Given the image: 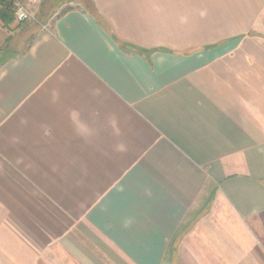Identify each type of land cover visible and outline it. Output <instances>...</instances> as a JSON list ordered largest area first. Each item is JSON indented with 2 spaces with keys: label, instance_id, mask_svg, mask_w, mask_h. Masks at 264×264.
Segmentation results:
<instances>
[{
  "label": "crops",
  "instance_id": "0c3cea01",
  "mask_svg": "<svg viewBox=\"0 0 264 264\" xmlns=\"http://www.w3.org/2000/svg\"><path fill=\"white\" fill-rule=\"evenodd\" d=\"M22 2L0 264H264V0Z\"/></svg>",
  "mask_w": 264,
  "mask_h": 264
},
{
  "label": "trees",
  "instance_id": "16d2710c",
  "mask_svg": "<svg viewBox=\"0 0 264 264\" xmlns=\"http://www.w3.org/2000/svg\"><path fill=\"white\" fill-rule=\"evenodd\" d=\"M46 4V1H45ZM70 7H65L62 12H65L69 9ZM44 9V8H43ZM42 9V12H43ZM42 16V15H41ZM0 19L1 21L6 25H11L15 22V8H14V3L12 0H1V8H0ZM15 52H13V49L10 46V41L9 44L1 49L0 51V64L11 58L12 56H15Z\"/></svg>",
  "mask_w": 264,
  "mask_h": 264
},
{
  "label": "built area",
  "instance_id": "2783aa9c",
  "mask_svg": "<svg viewBox=\"0 0 264 264\" xmlns=\"http://www.w3.org/2000/svg\"><path fill=\"white\" fill-rule=\"evenodd\" d=\"M15 8V19L18 22H22L27 20L30 17L29 11L26 9L22 0H12ZM0 8H1V0H0Z\"/></svg>",
  "mask_w": 264,
  "mask_h": 264
},
{
  "label": "rangeland",
  "instance_id": "374dc122",
  "mask_svg": "<svg viewBox=\"0 0 264 264\" xmlns=\"http://www.w3.org/2000/svg\"><path fill=\"white\" fill-rule=\"evenodd\" d=\"M45 9V8H44ZM30 20L32 19V21H34L33 19H34V17H32V16H30V18H29Z\"/></svg>",
  "mask_w": 264,
  "mask_h": 264
}]
</instances>
